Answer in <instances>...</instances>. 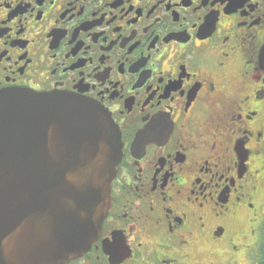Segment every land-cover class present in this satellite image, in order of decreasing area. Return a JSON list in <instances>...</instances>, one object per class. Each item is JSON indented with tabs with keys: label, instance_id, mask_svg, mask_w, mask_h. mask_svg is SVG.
Returning <instances> with one entry per match:
<instances>
[{
	"label": "flooded vegetation",
	"instance_id": "af4514ba",
	"mask_svg": "<svg viewBox=\"0 0 264 264\" xmlns=\"http://www.w3.org/2000/svg\"><path fill=\"white\" fill-rule=\"evenodd\" d=\"M8 89L92 101L120 134L99 237L64 264H194L196 247L243 244L264 200V0H0Z\"/></svg>",
	"mask_w": 264,
	"mask_h": 264
},
{
	"label": "water",
	"instance_id": "95a60500",
	"mask_svg": "<svg viewBox=\"0 0 264 264\" xmlns=\"http://www.w3.org/2000/svg\"><path fill=\"white\" fill-rule=\"evenodd\" d=\"M121 157L119 131L98 104L0 91V264H64L87 252Z\"/></svg>",
	"mask_w": 264,
	"mask_h": 264
},
{
	"label": "rangeland",
	"instance_id": "374dc122",
	"mask_svg": "<svg viewBox=\"0 0 264 264\" xmlns=\"http://www.w3.org/2000/svg\"><path fill=\"white\" fill-rule=\"evenodd\" d=\"M263 201L264 200L256 199V203H254L253 206L254 210L251 214H248L246 211L242 213L241 225H239L240 231H237L244 235L249 230V234H247L246 238L242 241L243 244H216V246H211L212 248H210V250H216L214 254H211L213 253L211 251L205 253L199 249L200 247H196L198 255L191 259L194 264H204V262H206V264L209 262H213L214 264H256L259 258L258 246L262 239L261 225L264 222V204H261ZM251 216L253 220L250 222V227H248L249 218ZM234 227L237 228L236 226ZM218 248L222 250L221 254ZM217 258L221 259L216 261Z\"/></svg>",
	"mask_w": 264,
	"mask_h": 264
},
{
	"label": "trees",
	"instance_id": "16d2710c",
	"mask_svg": "<svg viewBox=\"0 0 264 264\" xmlns=\"http://www.w3.org/2000/svg\"><path fill=\"white\" fill-rule=\"evenodd\" d=\"M261 226H262V239L258 246L259 258L256 264H264V222Z\"/></svg>",
	"mask_w": 264,
	"mask_h": 264
}]
</instances>
